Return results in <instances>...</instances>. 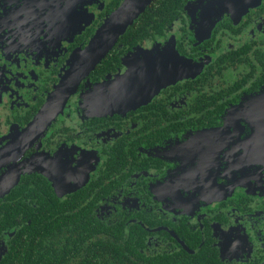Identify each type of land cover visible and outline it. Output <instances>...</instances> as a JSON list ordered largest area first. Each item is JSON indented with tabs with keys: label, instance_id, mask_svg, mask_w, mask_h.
<instances>
[{
	"label": "flooded vegetation",
	"instance_id": "obj_1",
	"mask_svg": "<svg viewBox=\"0 0 264 264\" xmlns=\"http://www.w3.org/2000/svg\"><path fill=\"white\" fill-rule=\"evenodd\" d=\"M123 1L0 0V264L62 213L132 264H264V0H152L79 75Z\"/></svg>",
	"mask_w": 264,
	"mask_h": 264
},
{
	"label": "trees",
	"instance_id": "obj_2",
	"mask_svg": "<svg viewBox=\"0 0 264 264\" xmlns=\"http://www.w3.org/2000/svg\"><path fill=\"white\" fill-rule=\"evenodd\" d=\"M80 215L59 214L54 227L40 231L39 249L27 247V253L12 264H132L129 237L121 236V243H111L112 237L97 222H86Z\"/></svg>",
	"mask_w": 264,
	"mask_h": 264
},
{
	"label": "water",
	"instance_id": "obj_3",
	"mask_svg": "<svg viewBox=\"0 0 264 264\" xmlns=\"http://www.w3.org/2000/svg\"><path fill=\"white\" fill-rule=\"evenodd\" d=\"M151 2L152 0H124L98 29L84 54L80 55L74 70L85 76L94 69Z\"/></svg>",
	"mask_w": 264,
	"mask_h": 264
}]
</instances>
